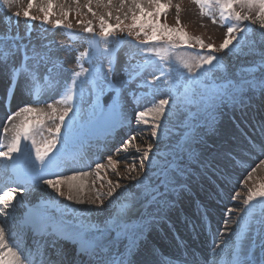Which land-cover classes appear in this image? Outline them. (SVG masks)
I'll list each match as a JSON object with an SVG mask.
<instances>
[{
  "label": "snow or ice",
  "instance_id": "1",
  "mask_svg": "<svg viewBox=\"0 0 264 264\" xmlns=\"http://www.w3.org/2000/svg\"><path fill=\"white\" fill-rule=\"evenodd\" d=\"M92 2L93 0H87L85 7L89 13L97 16L91 6ZM193 2L200 7L201 15L212 17L213 23L217 22L214 13L218 12L220 23L226 26L225 36L218 47L211 43L206 44L200 37H190L181 27H170L162 23L160 16L166 15L169 8V4L164 0H147L148 6L145 5V0H119L118 5L114 4L113 0H96L98 6L108 9V19L105 14L98 16L99 32L95 31L92 21L87 22L84 32L91 34L92 38L89 41V49L78 54V70L63 69L59 61L52 56L53 45L59 43L64 46L63 41L56 42L49 40L47 34H38L37 39L42 43L37 47L32 40L31 21L40 20L44 24L53 25L54 29L64 27L62 19H51L55 0H42L39 4V12L42 13L40 16L31 13L37 6L36 0H28L27 7L23 10L26 26L23 36L12 31L11 20L7 23L0 20V23H4V29L0 31V66L10 65L9 89L12 95H15L13 85L19 84L21 77L25 81L24 91L32 98L33 103H39L41 97L47 93L59 92V98L54 103H48L46 108L25 104L7 116L10 127L6 123L3 129L5 139L0 140V159L6 162L5 171L9 163L11 164L12 175L8 176V183H18L19 186L0 188V217H4L0 220V264H157L154 250L145 248L142 253L139 245L144 236V229L148 226V217L159 215L153 209L159 207V201L169 195L170 189L174 191L177 186H182L181 177L187 173V161L192 157L194 128V117L189 106L196 103L198 98H203L217 79L215 69L222 66V60L216 53L255 55L256 44L264 42L252 39L248 35L250 28L244 24L249 21L258 25L260 31H264V0ZM0 3L10 9L18 0H0ZM76 3V12L79 15V0H76ZM237 5L247 7L249 13L236 11ZM113 8L116 12L115 24L109 22L113 17ZM252 9L256 10L255 16L250 14ZM70 11L71 9L66 10L61 5V15L65 19ZM20 16V11L11 13V18L15 19L17 26ZM129 18L131 23H125ZM77 23L84 22L78 20ZM66 27L71 32V23ZM117 33L132 37L135 48L144 59L142 63L133 64L131 61L136 56V53H133L123 69L127 79L114 83L116 53L109 47V43L122 39ZM141 36L143 39H140ZM190 41H195L199 49H195ZM178 49L193 51L180 55L177 54ZM93 52H101L108 57L107 71H104L103 65L98 70L95 67L85 68L80 62L87 58L88 62L92 63ZM18 53L22 59L20 64L16 65L14 57ZM152 57L158 58V61ZM158 62H168L173 66L157 67ZM62 71H69L70 77L63 79ZM157 71L159 75L154 74ZM219 78L227 81V86L216 87L213 90L216 96L231 95L234 101L238 98L241 104L244 103L245 97L250 98V94L257 91L264 96V51L259 53L258 62L242 67L238 75ZM137 80L151 92L153 98L161 93L167 95L159 100L153 99L150 106L135 112L137 125L149 129L150 141L146 147L133 148V163L126 166V178L135 181V185H123L119 179L115 182L109 179L106 191H101L103 184L101 188H96V181L105 179L101 175V170L106 168L103 163L95 164L94 174L78 171L64 176L56 172H46L52 155L59 150L58 144L67 143L74 137L77 118L84 111L83 106L87 105L93 114L97 111L103 112L106 106L115 110L123 100L122 91L129 82ZM106 90L114 91L115 94L106 97L102 103L100 97ZM133 98L139 105L141 98L135 94ZM174 130L179 131V136L175 139ZM135 138L133 135L124 141L121 151L125 155L129 153ZM161 143H165L163 152L160 151ZM153 155H156V160L152 159ZM107 161V167L113 170L119 163L111 156L107 157ZM148 169L153 170L155 178L148 175ZM46 175L49 178H45ZM116 175L125 178L118 171ZM89 177H92L90 183L87 179ZM248 179H252L251 173ZM26 184L47 185L56 197L78 204L89 203L95 205L98 210L108 209L109 205H113V201H116V204L108 211L107 216L98 222L84 217L69 225L62 219L47 215L45 211L29 214L22 218L20 228H26L32 233L33 243L31 247H21L17 237L12 234V229L8 228L7 218L11 215L10 210L15 208L14 200L17 194L28 191ZM86 187L89 191L95 190V196H90L87 200L84 198ZM121 193H125L122 199ZM238 196L239 193L233 199ZM104 197L108 198L107 203ZM254 204L261 206L259 217L254 215ZM243 205L235 223L238 228L243 227L248 231L255 221L260 229L261 244L264 248V181L247 189ZM133 209H137L135 217ZM229 214L231 215V212ZM134 219L143 223L137 225ZM241 221H245V224L242 225ZM9 239H12L11 245ZM224 264H254L252 252L237 240ZM260 264H264V259Z\"/></svg>",
  "mask_w": 264,
  "mask_h": 264
},
{
  "label": "rangeland",
  "instance_id": "2",
  "mask_svg": "<svg viewBox=\"0 0 264 264\" xmlns=\"http://www.w3.org/2000/svg\"><path fill=\"white\" fill-rule=\"evenodd\" d=\"M41 2L42 0H36L37 6L31 10L33 15H42V13L39 12V4ZM118 2L119 0H113L114 4L118 5ZM164 2L169 4V8L166 15L161 14L160 16V21L162 23H166L170 27H181L189 34L190 37H200L206 44L211 43L218 47L223 41L226 33V26L220 23L218 12L214 13L217 22L213 23L211 16L201 15L200 7L195 4L193 0H164ZM27 3L28 0H18V3L14 4L10 9L0 3V20H3L5 23H7L8 20H11L12 31L19 32L21 36H23L26 31L23 10L27 7ZM86 4L87 0H79L80 14L78 15L76 12V0H55L54 14L51 19H62L64 21V27L61 29H54L53 25L44 24L40 20L30 22L32 40L37 47H39L42 43L41 40L37 39L38 34H47L49 40H55L56 42L63 41L64 46H60L59 43L53 45L54 51L52 52V56L59 61V64L65 70H78V54L89 49V41L92 37L91 34L84 32L87 22L92 21L95 31L99 32L98 16L100 14H105L106 19H108L106 15L108 9L98 6L96 0H93L91 6L93 10L96 11L97 16H93L92 13L87 11V7H85ZM61 5H63L66 10L71 9L67 19L61 15ZM145 5L148 6L147 0H145ZM177 5H179V12H177ZM111 10L113 11V17L109 22L115 24V8ZM16 11H20L21 13L19 18L20 23L18 26L15 23V19L11 18V13ZM236 11L249 13V9L247 7H242L241 5L236 6ZM255 11V9H252L250 14L255 16ZM177 17H179V24H177ZM78 20L83 21L84 23H77ZM69 23L72 25L71 32H69L66 27ZM125 23H131V19L129 18L126 20ZM244 24L248 25L250 22L245 21ZM3 29L4 23H0V31H3ZM117 35L122 36V39L109 43V47H112L116 52H119V62L115 67L116 71L113 75L114 83L120 79H127L123 69L129 62V58L133 53H136L135 58L131 61L133 64L142 63L144 59V57L140 55L139 51L135 48L134 39L132 37H127L120 33H117ZM190 42L195 46V49H199V45H195V41ZM102 47L103 45H101V48ZM186 51L193 50L178 49L177 54L183 55ZM193 54L195 53L193 52ZM216 54H219L222 61V55H227L225 53ZM92 58V63H89L87 58L82 59L80 62L83 63L85 68L95 67L98 70L103 65L104 71H107L108 57L106 55L101 52H93ZM21 59L22 56L18 53L14 57L15 64L19 65ZM152 59L158 61V58L152 57ZM156 66L172 67L173 65L168 62H158ZM9 68L10 65L8 67L0 66V72H2L3 77L5 76L6 81L4 80V87L6 88H8L11 83L9 78ZM41 71L43 73L44 69ZM239 73L240 71L238 74ZM154 74L159 75V72L157 71ZM61 77L63 79L69 78L70 72L62 71ZM148 78L150 79L151 77L149 76ZM20 82L18 84V90L19 85L24 82L23 77L20 78ZM216 87L218 86L212 85L203 98H198L196 103L189 106V110L193 113L194 117V128L192 132V157L187 161V173L181 177L183 182L182 186H177L174 191L170 189L169 195L165 199L159 201V207L153 209V211L158 212L159 215L148 217V226L144 229V236L142 237L139 245V250L142 253L145 248H147L154 250L156 256H160V254L157 253V250L162 249V247L165 249L164 247L168 245L164 235L166 234V236H168L170 231H172L171 226H176V224L178 228L184 229L181 231L184 233L183 238L187 240L193 239L192 242L198 241V235H196L197 230L200 225L203 226L205 224V219H208L211 224H213L212 221L218 220V223L222 226L224 225V227L220 228L222 233H218L216 235L222 237L223 233H226V235L225 238H222L215 247V255L211 257V260L210 256L213 254L211 248L214 245V242L211 243L208 248L202 246V252L207 254L206 259L202 261L210 260L208 264H224V261L228 258V253L232 250L237 240H239L240 244L244 248L250 249L252 254L257 253L254 250V247H257L258 250L261 248L260 229L257 223L253 221L251 224V230L246 231L243 227L238 228L235 221L238 218V214L241 213V210L244 207L243 200L246 198L247 189L249 187H253L254 185H258L261 181H264V163H262L264 162V96L257 91L254 94H250V98L245 97L244 103L241 104L238 98L234 101L231 98V95H214L213 90ZM105 93H107V90ZM134 94L141 98L139 105L133 98ZM21 95L28 96L25 91L19 96ZM58 95L59 92L47 93L44 95V97H46L44 101L40 100L39 103H33V106L46 108L48 103H54L55 100H57ZM166 95L167 93H161L153 98L151 92L138 80L129 82L126 89L122 91L123 100L120 104L122 109L121 117L127 123H124L121 126L123 130L119 134L120 142L119 144H116L115 147L117 148V151L109 155L114 160L119 161V163L116 169L113 170L107 167L108 161L106 157L98 162L105 164L106 168L101 170V175L104 176L105 179L103 181L97 180L95 185L96 188H101V184H103L101 191H106L107 181L109 179L113 182L119 179V182L123 185H135V181H131L126 178V166L127 164L133 163V148L146 147L147 142H150L148 136L149 129L143 125H137L135 112L142 110L144 107L150 106L153 99L159 100L165 98ZM19 96L16 95L14 102L17 101V103H19L24 100ZM100 99L102 102L101 97ZM1 103L3 107V98L0 104ZM83 107L84 111H82L81 114L82 116L85 115L84 117L86 121L95 119L100 112L97 111L93 114L87 105ZM197 111H200L201 114L205 112L201 122L197 120ZM2 116L3 111L0 109V120L3 121V123L0 121V133L2 132L0 140L4 139L5 134L3 129L6 123L7 126L10 127V122L5 121L6 119L2 120L4 119ZM79 119L80 117L77 118V131H80L81 129L78 123ZM133 135H135L136 138L132 141L129 153L125 155L121 151L123 143L124 141L129 140ZM176 136H179V131L174 130L173 139H175ZM239 146L244 149L243 152L240 151L239 153L237 151ZM164 149L165 143H161L160 151L163 152ZM249 151L256 158L251 162L247 161L244 163L241 159L246 158L245 154H249ZM261 156L263 157L259 160V157ZM156 158V155L152 156L153 160H156ZM247 160H249V158H247ZM135 162L138 164V160ZM81 163L83 162H80L79 164ZM245 164L248 165L242 176L241 167ZM253 169H255V171H253ZM94 170L95 165L90 167L88 172H92L94 174ZM116 171L120 172L122 177L125 178L118 177L116 175ZM249 173L252 175L251 180L248 179ZM132 174L134 175L135 173ZM148 175L155 178L152 169H148ZM87 179L90 183L92 177ZM237 193H239V196L233 199ZM124 195L125 193H121L120 199H122ZM90 196H95V190L89 191L88 187H86L84 196L85 200H87ZM104 199L107 203L108 198L104 197ZM53 200L55 201L54 203ZM207 200L210 203L206 204L208 202ZM25 202L28 205H37L39 208L42 207L40 210L46 208L51 216L59 217L65 222H68L70 225L77 219H82L84 217H87L93 222H98L104 219L107 216L108 211L116 204V201H113V205H109L108 209L98 210L95 205H91L89 203L78 204L74 201H68L62 197H56L51 188L47 185L41 184L32 190L28 189V191L24 193L17 194L14 200L15 208L10 210L11 215L7 218L9 228L11 227V223L15 221L18 216H20V213L23 210H27L28 205L25 206L23 204ZM190 202H192L193 205L198 206H190ZM124 203L128 202L124 201ZM33 207L36 208L35 206H31L29 210ZM59 208L62 209L59 210ZM212 209L214 212L211 211ZM260 210L261 206L254 204L255 216H260ZM136 211L137 209H133L134 217ZM167 212L169 213V216L163 217L164 215L162 214L166 215ZM230 212L231 215L229 214ZM177 214H182L186 218H184V220H177L175 219V215ZM3 219L4 217H1L0 220ZM190 220L193 221V226L194 223H200V225H196L195 229L192 228L188 230ZM225 221L228 223L226 224ZM134 222L137 225H141L143 223V221L137 219H134ZM241 224L244 225L245 221H241ZM200 228L206 236H209V234L214 236L213 233H211L212 231L206 232L204 227ZM215 228H218V225H214L213 230H215ZM213 240H216V238ZM125 243H127V241H125ZM192 246H195L198 250L200 249L198 248L199 245ZM169 247L171 246L169 245ZM176 247L177 249H165L163 252L166 255H174L176 253L175 251H178V249H181L182 252L185 251L183 246L178 242L176 243ZM204 248L208 249L207 253ZM182 252L181 258L185 259L184 253L182 254ZM261 254L262 257L257 256L253 259L255 261H258V259L260 261L264 259V248H262ZM160 261L162 264L179 263V261L175 263L167 261L163 255ZM187 261L191 262L190 259Z\"/></svg>",
  "mask_w": 264,
  "mask_h": 264
},
{
  "label": "bare ground",
  "instance_id": "3",
  "mask_svg": "<svg viewBox=\"0 0 264 264\" xmlns=\"http://www.w3.org/2000/svg\"><path fill=\"white\" fill-rule=\"evenodd\" d=\"M5 82V81H4ZM4 82H3V85H4ZM21 83V82H20ZM24 83H25V81L24 82H22V84L21 85H19V91L21 92V94L24 92ZM25 95H21V97L23 98ZM237 151L240 153V151H244V149L241 147V146H239L238 147V149H237ZM247 153V152H246ZM246 155V158H242L241 159V161H243L244 163L245 162H247V161H249V162H251L252 160H254L256 157H254V155L249 151V154H245ZM254 157V158H253ZM262 157L263 156H261V157H259V160L260 159H262ZM247 158H249V160H247ZM240 160V159H239ZM246 165V164H245ZM242 166L241 167V175L243 176V174H244V172H245V170H246V167H247V165L246 166ZM74 171V170H73ZM76 171V170H75ZM209 196V195H208ZM209 198H210V196H209ZM201 201V200H200ZM205 201V200H204ZM208 201V200H207ZM196 203V202H195ZM200 203V202H199ZM208 203H210L209 201L206 203V204H208ZM189 205L190 206H198V205H193L192 204V202H190L189 203ZM35 210H37V208H32L29 212H28V214H32L31 213V211L32 212H35L36 213V211ZM211 211H213L214 212V210L212 209ZM76 216H78L76 213H74ZM214 214V213H213ZM162 215H164L163 217H165V216H169V213L167 212L166 213V215L165 214H162ZM184 218H186L184 215H182V214H177V215H175V219H180V220H184ZM0 219H1V217H0ZM176 220V221H177ZM193 224V221L192 220H190V223H189V228H188V230H190V229H195L196 228V225H200V223L198 224V223H194V226L192 225ZM176 226H177V224H176ZM176 226H171V229L172 230H174V231H176V232H178L179 234H182V235H184V233L183 232H181V231H183L184 229L182 228H178V226L176 227ZM200 227H204V226H199V228H198V230H197V234L196 235H198V241H194V242H192V240H187V242L184 244L185 246H187V247H191L192 248V245H199L198 246V248H200L199 250L198 249H196V248H194L193 250H192V252L191 253H188L189 254V256H192L191 257V262H188L187 260H185V259H183V258H181V260L179 261V263L178 264H196V262H198V264H207L208 263V261H202V260H204V259H206V256H207V254H205L204 252H202V246H205L206 248H208V247H210V245H211V243H213L214 242V244H216V243H218L219 241H220V239H222V238H225V235H226V233H223V237L222 236H218V238L216 239V240H213V238H212V235H210V236H206L203 232H202V229L200 228ZM206 230V229H205ZM213 231H215V235H216V230H213ZM211 232V233H213L214 234V232ZM188 233H190L189 231H187ZM202 232V233H201ZM206 232H209V231H207L206 230ZM220 232V233H219ZM218 233L219 234H221L222 233V231L220 230V228H219V230H218ZM11 244V243H10ZM213 247V246H212ZM165 249H170V247H169V244L168 245H166L165 247H164ZM165 249H163V247H162V251H164ZM212 250V249H211ZM198 251H199V253H198ZM261 251H262V245H261ZM213 252V251H212ZM181 254V253H180ZM215 255V253L213 252V254H212V256L211 257H213ZM162 256V255H161ZM164 256V255H163ZM181 256V255H180ZM184 256H186V254H184ZM254 257H257L256 255H253V258ZM161 260V257H158V256H156L155 255V259H156V261H157V264H162L161 263V261L159 260V259ZM260 258V257H259ZM166 259V258H165ZM254 260V259H253ZM168 261V260H167ZM254 264H260V260L258 259V261H255L254 260Z\"/></svg>",
  "mask_w": 264,
  "mask_h": 264
},
{
  "label": "trees",
  "instance_id": "4",
  "mask_svg": "<svg viewBox=\"0 0 264 264\" xmlns=\"http://www.w3.org/2000/svg\"><path fill=\"white\" fill-rule=\"evenodd\" d=\"M250 28L249 36L256 41H264V31L259 30L258 25H253L251 22L248 25ZM239 47V46H237ZM264 51V42H260L256 44V54L255 55H243V56H235L233 53H229L223 56L224 64L218 69H215L217 73V81L223 82L225 80L220 79V76L231 77L234 74H238L242 67H247L251 65L253 62H258L259 53ZM235 52V49L233 50Z\"/></svg>",
  "mask_w": 264,
  "mask_h": 264
},
{
  "label": "water",
  "instance_id": "5",
  "mask_svg": "<svg viewBox=\"0 0 264 264\" xmlns=\"http://www.w3.org/2000/svg\"><path fill=\"white\" fill-rule=\"evenodd\" d=\"M108 96H109V95H108ZM108 96H107V97H108Z\"/></svg>",
  "mask_w": 264,
  "mask_h": 264
}]
</instances>
